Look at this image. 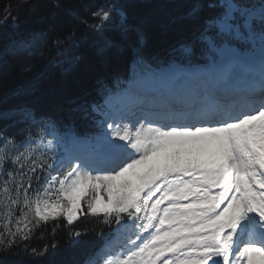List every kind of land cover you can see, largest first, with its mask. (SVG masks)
<instances>
[{"label": "snow or ice", "instance_id": "6c2138e0", "mask_svg": "<svg viewBox=\"0 0 264 264\" xmlns=\"http://www.w3.org/2000/svg\"><path fill=\"white\" fill-rule=\"evenodd\" d=\"M26 5L21 0L17 8ZM183 20L193 25L183 50L198 48L221 70L204 103L170 110L164 120L131 119L107 101L93 105L101 131L84 149L72 139L59 160L48 155L54 140L62 142L51 125L19 142L0 131V254L27 248L43 225L89 215L103 216L112 232L83 264H264V0H191L170 23ZM82 22L118 35L104 37L102 50L139 49L144 40L114 4H96ZM11 51L36 54L29 41L14 42ZM237 67L243 72L233 76ZM18 111L26 124L35 119ZM49 247L56 245L31 254Z\"/></svg>", "mask_w": 264, "mask_h": 264}, {"label": "trees", "instance_id": "16d2710c", "mask_svg": "<svg viewBox=\"0 0 264 264\" xmlns=\"http://www.w3.org/2000/svg\"><path fill=\"white\" fill-rule=\"evenodd\" d=\"M190 2L59 0L61 6L54 8L53 0H29V5L17 8L21 0H0V20L5 7L11 6V16L6 23H0V131L18 142L43 124L51 125V133L98 134L99 118L92 106L101 105L123 79L142 75L145 65L139 66V59L155 68L180 61H203L205 57L198 48L190 54L183 50V45L193 39L192 23H170L173 17L183 16ZM96 4H114L125 11L129 22L143 32L141 47L125 44L120 49L102 50L104 37L117 41L119 37L108 25L101 35L82 22ZM31 5L37 6L36 12L30 11ZM70 33L72 38L64 40ZM57 37L63 41L59 46L55 44ZM19 41H29L36 54H13L12 45ZM21 109L30 110L35 119L29 124L20 120ZM48 155L57 159L53 153ZM76 231L82 235L73 238L71 234ZM111 232L103 216L83 215L74 225L61 219L37 229L26 242L27 248L21 246L7 255L0 254V264H83ZM52 244L56 247H49L44 255L31 254L32 248L41 250Z\"/></svg>", "mask_w": 264, "mask_h": 264}, {"label": "rangeland", "instance_id": "374dc122", "mask_svg": "<svg viewBox=\"0 0 264 264\" xmlns=\"http://www.w3.org/2000/svg\"><path fill=\"white\" fill-rule=\"evenodd\" d=\"M220 69H218L217 68V71L215 72V73H219L220 74ZM173 72V71H172ZM173 73H179V72H173ZM173 73H166V74H162V75H160V82H154L153 84H150V85H147V80H148V78L150 77V76H148L147 77V80H146V78L145 79H143V80H146V86L144 87V88H155V87H157V86H160V87H168L169 85H170V76L173 74ZM207 76H210V77H215V75L213 74V72L212 73H209V74H207ZM160 83H162V86H161V84ZM108 103H110L111 105H113L114 107H116V106H118V104H126L127 103V99H120L119 98V96H117V97H114V98H111L110 100H108ZM117 108V107H116ZM87 145H88V143H82V144H80V145H78L77 147H87ZM138 169L139 170H143L144 169V166L143 165H141V166H138Z\"/></svg>", "mask_w": 264, "mask_h": 264}, {"label": "bare ground", "instance_id": "6f19581e", "mask_svg": "<svg viewBox=\"0 0 264 264\" xmlns=\"http://www.w3.org/2000/svg\"><path fill=\"white\" fill-rule=\"evenodd\" d=\"M216 86H217V84H216ZM156 89H159V88H156ZM155 92V91H154ZM194 92V91H193ZM157 93V92H156ZM164 93V91L163 90H161L160 92H158V94H163ZM158 94H156V95H158ZM164 99L165 100H168V99H170V96H164ZM163 101V100H162ZM180 103H182V104H186L187 102L186 101H181V102H178V104L177 105H175L174 106V108H175V110L177 111L176 113H182V112H186V111H181V104ZM158 104H160V105H158ZM158 104H156V106H159L161 109L162 108H164L165 107V104H164V102H159ZM130 106V105H129ZM149 106H151V104H149ZM140 106H138V103L137 104H132V107H131V109L132 108H139ZM152 107V106H151ZM122 109H124L125 111H127V109L129 110V113L131 112L130 111V108H128V106H125V107H123ZM144 111H146V110H144ZM149 113H151V112H148L147 113V115H149L150 116V118H151V115L149 114ZM129 115V114H128ZM191 122V121H190Z\"/></svg>", "mask_w": 264, "mask_h": 264}]
</instances>
